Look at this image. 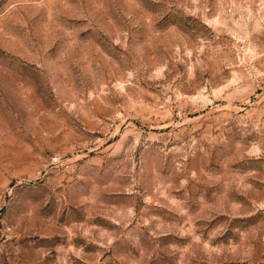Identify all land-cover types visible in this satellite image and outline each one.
Returning a JSON list of instances; mask_svg holds the SVG:
<instances>
[{"label":"rangeland","instance_id":"rangeland-1","mask_svg":"<svg viewBox=\"0 0 264 264\" xmlns=\"http://www.w3.org/2000/svg\"><path fill=\"white\" fill-rule=\"evenodd\" d=\"M0 264H264V0H0Z\"/></svg>","mask_w":264,"mask_h":264}]
</instances>
